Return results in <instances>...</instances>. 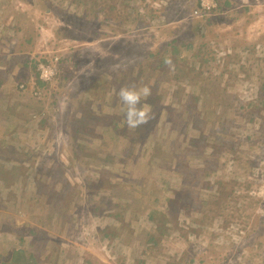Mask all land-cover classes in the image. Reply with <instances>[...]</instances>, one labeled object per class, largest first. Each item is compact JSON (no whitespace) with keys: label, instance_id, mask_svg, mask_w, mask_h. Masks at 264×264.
<instances>
[{"label":"rangeland","instance_id":"1","mask_svg":"<svg viewBox=\"0 0 264 264\" xmlns=\"http://www.w3.org/2000/svg\"><path fill=\"white\" fill-rule=\"evenodd\" d=\"M58 1L0 0V255L264 264V105L247 104L263 91L264 0H219L206 13L198 0H96L76 18ZM172 46L178 59L161 62ZM30 56L67 59L66 79L36 88L19 71ZM145 85L152 118L134 133L118 125L119 91Z\"/></svg>","mask_w":264,"mask_h":264},{"label":"trees","instance_id":"2","mask_svg":"<svg viewBox=\"0 0 264 264\" xmlns=\"http://www.w3.org/2000/svg\"><path fill=\"white\" fill-rule=\"evenodd\" d=\"M17 1H20V3H21V6L20 7H23L22 6V3H25L26 2V0H17ZM56 1H58V0H56ZM68 2V4L66 5V6H63L62 7V9L59 7V2L60 1H58V2H55V7L53 8V9H58V8H60V10H58V11H61V12H63V9L64 10H66V9H68V7L69 6H71V5H74V7L73 8H71L70 7V13H69V15H71V16H73V17H71V16H69L70 18H76L77 16H85L86 15V13L88 14L89 13V11L91 10V8H92V4H93V2L94 1H96V0H64V2ZM127 1H129V0H127ZM97 2V1H96ZM229 2L227 1V0H225V1H223V6L222 7H224L225 5H227ZM64 4V3H63ZM97 4H98V2H97ZM30 7H31V9L33 8V7H35L33 4H31V5H29ZM16 7V6H15ZM112 8V7H111ZM152 7H149V6H147L145 9V15H147L148 13H149V10L151 9ZM18 9V8H17ZM16 9V10H17ZM220 10H221V8H220V6L217 8V9H215L214 11L215 12H218V13H215L214 15H217L218 16V14L220 13ZM222 11V10H221ZM102 14H105V13H102ZM135 15H137L138 17L139 16H142L141 15V13H138V10L137 9H135ZM75 16V17H74ZM68 17V18H69ZM144 19V18H143ZM196 23H200L202 20L200 19V18H198V19H196V20H194ZM72 23H73V26H74V28H75V20H72ZM82 23V22H81ZM83 24V23H82ZM204 24L207 26V25H209L210 23L209 22H204ZM85 26V24H83V27ZM19 28H17L16 30H18ZM63 29H67V27H63ZM71 30H73V29H71ZM74 32H75V29H74ZM236 32H238V31H236ZM204 34H211V36H212V38L213 39H215V36H218V38H220V39H222V37H228L231 33H225L224 34V31L223 32H221V33H219V34H216V35H214V33H213V31L211 30V32H208V30H207V28H206V30L204 31ZM240 40V39H239ZM240 44H243V40L241 39L240 40ZM175 46H177V45H175ZM177 47H182L181 49H185V50H189V48H192V44L189 42L188 44H180L179 46H177ZM168 53H170V54H172L171 56H170V58H168L167 56H162V58L160 59V61L161 62H163L164 63V61H166L167 59H173V60H175V59H178V57H177V53H176V50H175V48L172 46V49H170L169 50V52ZM178 54L181 56V57H183L184 56V52H183V50L181 51H178ZM20 56H21V54H20ZM13 58H15V57H11V59H13ZM20 58V57H19ZM11 59H9V60H11ZM22 59L25 61L24 63H22L21 65H20V67H19V71L20 72H24V73H26L27 75H29V74H31V76L34 78V81H35V86H36V88H38V89H41L42 91H45V90H43V89H45V88H47V87H49V88H51L52 86H60L61 85V83H59V82H57V81H55L57 78H59V79H66V77H63V74H64V72L66 71V69H64V68H62V66L61 65H59V62H66L67 61V59H63V58H60V59H58V58H52V61H51V63H48V62H46V61H43L42 63L43 64H45V65H52V66H54V64H57V68H56V73H55V75H54V77L50 80V81H42L41 79H39V72H38V64H39V62H36L35 61V59H33L32 60V57L30 56L29 58H26V60H25V58H23L22 57ZM95 64V63H94ZM93 64V66L95 67V68H97V69H101L102 67H100V66H98V65H94ZM61 68V69H60ZM73 68H75V66H73ZM231 78H232V76H231ZM28 80H29V78H28ZM28 80L26 81V83H28ZM4 82V78L3 77H0V85L2 84ZM25 85H27V84H25ZM262 86V88H263V91L262 92H260V94L258 95V97H256V100H254V101H251V102H249V103H247V104H249V106L251 105V103H253V102H255V101H257V103L259 104V105H264V81H263V85H261ZM192 91H195V89H192ZM214 91L215 92H211V95L212 96H215V95H217L218 97H221V91H218V90H215L214 89ZM34 92H37V91H31V94H33ZM187 95H190V93L189 94H187ZM197 94H195V96H196ZM46 96V94L44 93V92H42L41 93V95H40V97H39V99L40 100H42L44 97ZM191 96H193V94L191 95ZM51 97H52V94H51ZM189 100H191V99H194V98H196V97H187ZM199 98V97H198ZM209 97H206V99H208ZM73 99V98H72ZM77 100V99H76ZM145 98H141V101H140V104H138V108H142V105H145V103L146 104H148L151 100H146V102H145ZM240 104H243L241 101H240ZM75 106L76 105H74V108H75ZM77 106H78V104H77ZM239 108V107H238ZM125 112H126V110L124 111V113H123V115H121L120 116V120L121 121H119V124L118 125H122V126H124V124L126 123V120H122V118H125ZM153 115H155V113H153ZM113 120H115V119H113ZM111 121L110 122V125H114V128H116V126H117V124L115 123V121ZM149 121V120H148ZM43 123V122H42ZM41 123V124H42ZM215 123V121H213L212 122V124H214ZM146 124L147 123H145V124H142V125H140V126H138V127H136V128H128V125H127V128L129 129V130H133L134 131V133H137L138 131H139V129H141V133L142 132H144L145 130H146ZM171 125H169L170 126V128H172L173 127V125H174V129L173 130H175V131H177V129H181V128H176L175 129V127H177V126H180L178 123H176L175 121H173L172 120V122L170 123ZM65 130V129H64ZM226 130V129H225ZM127 138V136L125 135L124 136V138L123 139H126ZM127 142V141H126ZM150 142V141H149ZM158 142V141H157ZM120 144V143H119ZM125 145H126V143H125ZM164 157V154L163 153H159L157 156H155L154 158L153 157H151L149 160H155V161H153V162H157L160 158H163ZM172 159V157H170V160ZM204 160L206 161V157H204ZM177 162V161H176ZM177 165H176V167L178 166L180 169H181V171H182V173H183V168L185 167V165H182V163H176ZM0 165H1V168H0V178H2V176H1V171H3V169L7 172V169H8V167L3 163V162H1L0 163ZM176 167L174 168L173 166H172V164H168L167 165V168H168V170L170 171V172H172L173 173V171L174 170H176ZM191 170V169H190ZM5 179V178H4ZM67 183H64V185H66ZM34 198H36V196H33ZM38 200H39V198H38ZM121 219H123V216H121L120 217ZM150 218H152V217H150ZM121 222H123L124 223V221L123 220H121ZM125 224V223H124ZM106 228H104V230H105ZM31 232L32 231H30V234H31ZM109 233V232H108ZM108 233H106V235L108 234ZM109 237H111V238H115V237H117L116 236V234L115 233H113V232H110L109 233ZM148 241H152V242H154V243H156V238L155 237H153V236H151V237H148ZM3 253H6L7 255L6 256H3ZM0 256H3V257H0V264H42L41 263V261L40 260H38V259H36L33 255H32V251H30V250H27V248H18V249H15V250H13V251H11V252H9V253H7L6 251H4ZM43 262V261H42ZM167 264H176V263H173V262H168Z\"/></svg>","mask_w":264,"mask_h":264},{"label":"clouds","instance_id":"3","mask_svg":"<svg viewBox=\"0 0 264 264\" xmlns=\"http://www.w3.org/2000/svg\"><path fill=\"white\" fill-rule=\"evenodd\" d=\"M165 63L171 64V60L167 59ZM150 95H151V89L147 85L143 86L139 90H136L134 88H126V87L120 89L119 97L121 101L124 103V105H126L125 118L127 125L130 128H136L142 124H145L148 122L149 119L152 118L150 107L148 106H145L143 108L137 107L142 97L146 99Z\"/></svg>","mask_w":264,"mask_h":264},{"label":"built area","instance_id":"4","mask_svg":"<svg viewBox=\"0 0 264 264\" xmlns=\"http://www.w3.org/2000/svg\"><path fill=\"white\" fill-rule=\"evenodd\" d=\"M219 5V0H198V10L206 13L216 8ZM39 78L42 81H50L55 73L56 68L52 65L41 64L38 67Z\"/></svg>","mask_w":264,"mask_h":264}]
</instances>
